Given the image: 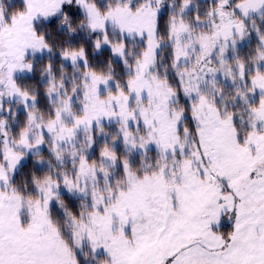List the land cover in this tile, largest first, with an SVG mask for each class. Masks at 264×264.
Returning <instances> with one entry per match:
<instances>
[{"label": "snow or ice", "instance_id": "6c2138e0", "mask_svg": "<svg viewBox=\"0 0 264 264\" xmlns=\"http://www.w3.org/2000/svg\"><path fill=\"white\" fill-rule=\"evenodd\" d=\"M0 264H264V0H0Z\"/></svg>", "mask_w": 264, "mask_h": 264}]
</instances>
